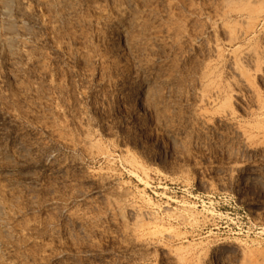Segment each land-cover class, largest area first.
<instances>
[{
	"label": "rangeland",
	"instance_id": "374dc122",
	"mask_svg": "<svg viewBox=\"0 0 264 264\" xmlns=\"http://www.w3.org/2000/svg\"><path fill=\"white\" fill-rule=\"evenodd\" d=\"M0 264H264V0H0Z\"/></svg>",
	"mask_w": 264,
	"mask_h": 264
}]
</instances>
